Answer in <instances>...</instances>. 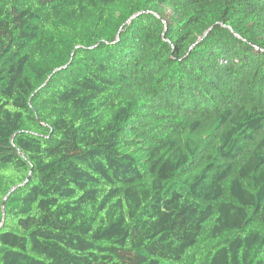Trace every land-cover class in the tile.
Segmentation results:
<instances>
[{
    "label": "trees",
    "instance_id": "obj_1",
    "mask_svg": "<svg viewBox=\"0 0 264 264\" xmlns=\"http://www.w3.org/2000/svg\"><path fill=\"white\" fill-rule=\"evenodd\" d=\"M0 264H264V0H0Z\"/></svg>",
    "mask_w": 264,
    "mask_h": 264
}]
</instances>
